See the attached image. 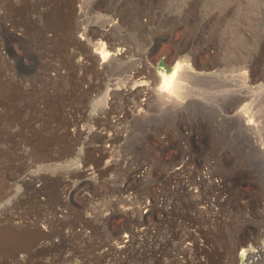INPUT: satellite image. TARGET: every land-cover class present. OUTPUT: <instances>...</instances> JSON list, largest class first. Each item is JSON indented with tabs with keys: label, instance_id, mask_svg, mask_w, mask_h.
<instances>
[{
	"label": "bare ground",
	"instance_id": "1",
	"mask_svg": "<svg viewBox=\"0 0 264 264\" xmlns=\"http://www.w3.org/2000/svg\"><path fill=\"white\" fill-rule=\"evenodd\" d=\"M144 1L132 0L130 3V0H114L107 4L108 1L104 0H0L1 28L18 36L17 38L30 36L39 44L43 43L47 49L50 47L46 45L59 40L62 49L50 52L56 57L58 51L65 54L64 59L59 57L49 68H39L33 75L11 76L8 83L15 93L3 95L5 98L0 99V153L24 161L21 162L25 164V173L21 176L15 174L21 179L24 190L32 187L36 191L35 201L33 200L36 205L43 204L45 199L54 200L58 197V203L52 206L51 216L47 214L44 217L27 211L7 217L9 214L6 209L11 202L6 207V203L0 204V230L8 223L6 225L16 231L33 226L44 235L34 237L35 239L24 236L26 243L21 246H13V241H17L14 236L8 237L9 240L15 239L8 243L3 237L0 238V264H97L99 260L101 264H139L134 261V255L142 252L143 246L159 241L162 232L160 221L166 217L168 205L175 204L171 203L172 198L169 201L167 198L176 195L178 189L191 196L203 182L213 176L209 175L211 162L200 164V169L195 174L198 168L195 170L192 164L188 166L189 159L183 158L182 162H172L169 167L164 164L163 169L159 170L161 172L154 177L153 171L157 163L155 159L150 156L151 159L140 161L141 156L136 155V158L126 149L134 126L148 120L157 105L165 107L177 103L178 88L189 65L179 60L180 54L175 51L171 56V61H176L172 72L155 71L156 57L150 49L144 60L129 66L134 61L133 51H139L140 48H134V43L133 46L128 45L124 33L130 24L136 23H132L134 20L147 27L150 25L152 15L147 9L149 7L142 8ZM7 11L14 12V16L7 14ZM107 12L113 13L111 19L104 17L99 22L89 21L88 17L91 15H98L100 18ZM116 29L119 30V35H115ZM80 48L84 50L81 54L78 51ZM61 52L57 54L62 55ZM130 60L129 65L125 66ZM86 74L91 76L86 78ZM92 76L97 79L96 82ZM58 79H64L65 82L57 83ZM248 124L251 127L249 122ZM153 133L151 132V136ZM161 135L154 134L152 147L161 151L171 149V137ZM50 136H53L52 142ZM56 136L65 139L64 141H72L63 149L64 152H56V149L54 151L50 148L56 141ZM149 138L150 136L148 140ZM37 148L45 154L43 158L29 159L30 151H36ZM84 153L89 156L85 158ZM73 159H79L75 160L78 162L77 166ZM162 162L165 161L162 159ZM71 163L74 167L65 172L63 168ZM53 167L57 169V173L52 172L56 180L48 173ZM61 170L68 174L63 175ZM185 172L191 178L186 179ZM150 175L155 178L151 182L154 188L145 192L146 194L139 193V188L147 185L143 182L148 178L152 179ZM60 177L62 179L59 180ZM73 177L85 179L80 181ZM3 178L0 177L5 181ZM52 184L55 185L48 190L47 185ZM9 191L4 192L6 196L11 192ZM23 194H17L18 198H24L21 196ZM76 196H81V200L90 201L94 205L86 203L84 209L83 202V206L78 205L77 209L75 207L76 218L70 222L72 212L68 203ZM105 198L108 199L107 205L103 201ZM52 221H57L58 224L61 222L62 228L50 233L49 230L53 229H49ZM72 238L75 239L73 242ZM188 248L185 243L183 252ZM259 248L263 251L264 244ZM52 249L57 251L50 252ZM38 252L50 253L46 254L47 257L36 259L35 254ZM255 254V250L251 248L242 249L241 255L234 256L232 262L244 264L247 255L250 257Z\"/></svg>",
	"mask_w": 264,
	"mask_h": 264
},
{
	"label": "rangeland",
	"instance_id": "2",
	"mask_svg": "<svg viewBox=\"0 0 264 264\" xmlns=\"http://www.w3.org/2000/svg\"><path fill=\"white\" fill-rule=\"evenodd\" d=\"M104 1H108L107 4H110L114 0ZM141 5L144 9L149 7L147 9L151 11L153 17H150L148 27L134 20L132 23L136 22L134 23L136 25L130 24V27L126 29L124 35L128 45L133 46L134 43L133 47L140 49L136 50L138 54L133 51L134 61L130 60L125 66L132 61L129 65L132 67L142 59L144 60L147 50L150 49L156 57L155 71L172 72L176 61H171V56L175 51L180 54L179 60L189 65L183 73L179 85L181 88H178L177 103L165 107L157 105L154 114L148 120L134 126L126 149L134 156H141L139 160L153 157V160L155 159L154 161L157 162L153 171L155 174L152 173L154 177L161 172L159 170L163 169L164 164L165 167L166 165L169 167L172 162H182L183 158L189 159L188 166L193 165L195 170L198 168L195 174L198 173L201 165L211 162L212 169L209 170V175L213 176L197 188L195 192L197 195L194 193L190 196L177 188L179 192L177 191L176 195L173 194L167 198L168 201L171 198L175 200H171V203L175 204L168 205V213L165 218L162 217L163 221H160V232H162L159 237L161 241L159 239L154 244L143 246L141 249L144 253L140 252L141 256L135 254L134 261L139 264H236L237 262H232L233 257L240 256L242 249L251 248L255 250L256 254L250 257L247 255L244 258V264H264V250L261 251L259 248L264 244V0H145ZM111 13L107 12L100 18L98 15H91L88 18H90L89 21L99 22L104 17L111 19L113 17V13ZM7 14L14 16L15 13L7 11ZM93 18L96 20L94 21ZM152 18H154L153 21ZM117 30H115V35L120 33ZM8 34L10 33L0 27V55L3 57L0 56L2 59H0V91H2L0 99L5 98L3 95L9 96L11 93L12 95L15 93L12 91V85L10 87V83H8L11 76L33 75L39 68H49L50 64L56 63L59 57L63 59L65 57L61 51L56 52L57 57L50 52V50L62 49L59 40L46 45L50 47L47 49L43 43L39 44L30 36L25 35L17 38L18 36L14 34ZM78 51L79 54L84 52L81 48ZM60 52L62 55L57 54ZM86 75V78L91 76ZM58 80H56L57 83L65 82L64 79ZM94 81L96 82L97 79L94 78ZM18 96L20 97L19 94ZM248 122L251 127H248ZM0 130L2 129L0 128ZM151 132H154L152 136ZM154 134L171 137L170 141L173 144H171V149H166L165 153L164 150L152 147ZM149 136L151 141L148 140ZM50 138L52 142L53 136ZM55 140L54 143L57 145L53 143V147L51 145L48 147L51 146L50 148L54 151L56 149V152L57 150L64 152L63 149L72 143V141H64L65 139L57 136ZM148 141L150 142L148 143ZM140 145L143 148H140ZM57 147L60 148L57 149ZM38 149L36 151L32 149L28 158H43L42 156L45 154L42 151L39 152ZM0 154V171L3 172H0V177L5 178V181L0 179V204L6 203L4 204L6 207L11 202L6 209V213L9 214H6L7 217L26 211L33 215L40 214L41 217L47 214L51 216L52 206L58 203V197H55L54 200L52 198L45 199L43 204L36 205L34 203L36 191L32 187L24 190V186L20 182L21 179L18 178L26 171L25 164L22 163L24 161L10 158L4 153ZM84 154L85 158L89 156ZM188 155L190 156L188 157ZM138 157L136 156V158ZM162 159L165 162H162ZM75 160L77 159H73V162ZM77 161H75V166L78 164ZM154 161L152 162L155 163ZM72 164L65 166L63 170L65 172L72 170L74 167ZM56 170L53 167L48 172L54 177V180L56 177L52 172L57 173ZM64 171L62 174L67 175L68 173ZM185 173L186 179L191 178L188 173L186 175ZM12 176L15 177L12 178ZM153 176L150 175L152 179L148 178L149 180L143 182L147 185L141 186L139 193L146 194L147 191L150 192L149 190L154 188L152 181L155 178ZM60 179L62 178L60 177ZM76 179L82 181L85 177H75L74 180ZM148 181L150 182L148 183ZM51 182L52 180L49 183ZM48 185L47 189L55 184ZM13 187L16 191H13ZM6 189L12 192L9 191V195H13L7 194L8 196H6L5 193H8ZM17 194H23L21 196L24 198H18ZM79 197L81 196L70 199V204L68 203L70 212H72L70 213V215L72 214L69 218L70 222L76 218L75 207L77 209L78 205L83 206V202L84 209L86 203L89 206L94 205ZM106 199L103 201L107 205L108 199L107 201ZM53 223L55 224L53 225ZM6 224L0 230V238L6 239L7 243L17 239V241H13V246L24 245L25 237L35 239L36 237L40 238V235L44 236L40 230H36L33 226L19 228L16 231L10 229V226ZM60 224L61 222L58 224L57 221H52L49 229H53H48L49 232L54 233L53 231L61 229L63 224ZM165 231L168 233L166 234ZM11 236H14L15 239L9 240L8 237ZM184 242L189 247L184 250L185 252H183ZM57 249L60 250V248ZM57 249L54 250L57 251ZM54 250L52 249L50 252H56ZM48 253L38 252L35 254L37 255L36 259L47 257ZM97 262V264H101L100 260Z\"/></svg>",
	"mask_w": 264,
	"mask_h": 264
}]
</instances>
